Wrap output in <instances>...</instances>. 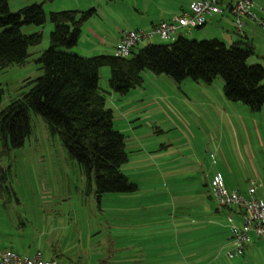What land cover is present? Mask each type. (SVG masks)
<instances>
[{"label": "rangeland", "instance_id": "obj_1", "mask_svg": "<svg viewBox=\"0 0 264 264\" xmlns=\"http://www.w3.org/2000/svg\"><path fill=\"white\" fill-rule=\"evenodd\" d=\"M227 1L222 14L210 16L206 25L185 37L219 39L227 46L239 40ZM42 2L10 0L9 6L17 12ZM178 5V0L44 4L47 22L22 27L27 35L42 32V42L30 48L26 64L0 69V109L30 88L28 79L41 75L36 60L50 47L51 12L96 9L84 23L78 44L59 49L89 57L114 54L123 29L145 26L164 14L176 16ZM152 42L172 39L155 34ZM257 46L247 63L264 65V32ZM110 75L109 67L100 69L103 90H111ZM142 77L141 86L107 96L115 127L126 135L129 161L122 171L138 184L135 192L105 193L99 200L95 182L89 184L40 114L31 113L32 133L23 146L11 148L0 139V249L21 255L41 251L61 264H264V237L255 234L243 253L229 256L235 248L229 217L238 226L243 217L237 208L221 207L210 198V186L201 177L203 170L209 182L222 170L228 186L243 194L261 183L255 176L264 175V106L254 111L227 99L220 76L211 83L192 78L177 82L146 69Z\"/></svg>", "mask_w": 264, "mask_h": 264}, {"label": "trees", "instance_id": "obj_2", "mask_svg": "<svg viewBox=\"0 0 264 264\" xmlns=\"http://www.w3.org/2000/svg\"><path fill=\"white\" fill-rule=\"evenodd\" d=\"M52 1L43 0L13 12L10 0H0V69L27 63L32 56L30 48L39 45L43 36L42 32L24 34L22 27L43 26L47 22L44 4ZM95 11L50 13L54 25L50 47L36 60L42 73L28 79L26 86L30 88L0 109V139L11 148L23 146L32 133L31 113L40 114L50 134L59 137L77 161L89 184L95 182L99 200L105 193H131L139 188L122 171L129 161L126 135L115 127L107 96L112 91L126 94L141 86L144 70L165 73L177 82L192 78L211 83L220 76L227 99L241 101L254 111L264 106V65L247 63L256 54V47L246 36L227 46L219 39L180 35L170 43L141 42L128 57H84L59 50L78 44L84 23ZM106 66L111 71L110 91L100 86V69Z\"/></svg>", "mask_w": 264, "mask_h": 264}, {"label": "built area", "instance_id": "obj_3", "mask_svg": "<svg viewBox=\"0 0 264 264\" xmlns=\"http://www.w3.org/2000/svg\"><path fill=\"white\" fill-rule=\"evenodd\" d=\"M225 0H195L188 10L181 11L170 20H162L152 30L143 29L124 30L120 41L115 46L114 55L128 57L133 48L141 42L153 41L156 34L161 39H172L177 33L189 32L207 23L210 16L223 12L222 4ZM256 0H230L227 8L236 19L238 32H242L245 25L244 17L256 20L264 28V19L254 10ZM257 9L263 11L262 5ZM211 196L221 207L237 208L242 213L243 224H234V218L229 217L231 223L232 241L235 248L228 252L230 257L243 253L245 247L252 240V234L264 235V191L258 193L259 186L253 185L247 194L229 191L223 176L215 175L210 181ZM0 264H60L57 258H46L41 251L33 255H21L13 249H0Z\"/></svg>", "mask_w": 264, "mask_h": 264}, {"label": "crops", "instance_id": "obj_4", "mask_svg": "<svg viewBox=\"0 0 264 264\" xmlns=\"http://www.w3.org/2000/svg\"><path fill=\"white\" fill-rule=\"evenodd\" d=\"M193 1H195V0H178V9H179V11H183V10H188L189 8H190V6H191V4L193 3ZM255 4H256V6H255V8H254V10L256 11V13H258V16L259 17H261V18H263L264 19V10L263 11H260V10H258L257 9V6L258 5H262L263 6V8H264V0H256L255 1ZM171 6L172 7H176V5L174 4V3H172L171 4ZM165 8L167 7V6H164ZM228 9V8H227ZM229 10V9H228ZM178 11V10H177ZM230 12V11H229ZM180 13V12H179ZM178 13V14H179ZM223 13V12H222ZM221 13V14H222ZM177 15V14H176ZM216 16V15H215ZM173 17H175L174 15L173 16H170V15H168V14H164L161 18H157V17H154L155 18V20H151L150 22H148V24H145V26H138L137 28L136 27H134V28H131V29H123L122 30V32L124 31V30H136V29H143V30H151V28L152 27H154V26H156L159 22H161L162 20H170V19H172ZM152 19V18H151ZM244 21H245V27L243 28V30H242V32H238V33H240L239 35H242V36H246L249 40H251L252 41V43L254 44V45H256V49H258V35L260 34V33H262V32H264V29H262V27H260L259 25H258V23L256 22V21H254V20H252V19H250V17H248V16H245L244 17ZM208 22V21H207ZM206 25V24H205ZM201 28V27H200ZM122 32L120 33V34H118V36H117V40H116V42H115V46H116V44L119 42V40H120V38H121V36H122ZM184 34H186L185 32H183V33H177L176 35H174L173 36V38H172V40L173 39H176V38H178L180 35H184ZM231 39H234V37H231ZM146 42H151V41H146ZM154 43H157V42H154ZM141 45H146V44H141ZM140 45V46H141ZM114 46V47H115ZM260 47V46H259ZM109 95V94H108ZM111 95V94H110ZM124 113V115L126 114L125 112H123ZM257 172V171H256ZM201 174H202V176L201 177H203V185H205L206 187H208V186H210V181L212 180H210L209 182L207 181V177L205 176V171L203 172V170H201ZM217 174H220V175H222L223 176V179H224V181H225V185H226V187L229 189V191L230 190H232V191H237V190H234V189H232V188H230L229 186H228V184H227V182H226V176H225V174H224V172L222 171V170H218L217 171V173H215L214 174V176L215 175H217ZM213 176V177H214ZM255 177H257L260 181H261V183H255V184H257L258 186H259V189H258V193H261L262 191H264V175H260V174H256V176ZM263 183V184H262ZM254 184V185H255ZM252 186H249V189L251 188ZM239 192H241V191H239ZM210 198H212V196H211V193H210ZM213 199V198H212ZM214 200V199H213ZM216 211H219V209L218 208H216L215 209ZM237 213L240 215V216H242V213L239 211V210H237ZM261 237H264V235H262V236H259L258 238H261ZM258 240V239H257ZM255 241V240H254ZM253 241V242H254ZM3 249H11V248H3ZM106 254L105 253H103V257L105 256ZM46 258H55V257H52V256H48V257H46ZM108 258L110 259V257L108 256ZM60 262V261H59ZM109 261H107V260H105L104 261V264H107ZM60 264H61V262H60Z\"/></svg>", "mask_w": 264, "mask_h": 264}]
</instances>
